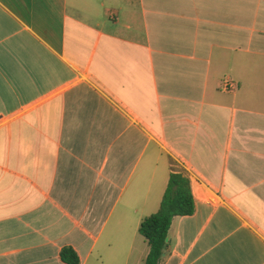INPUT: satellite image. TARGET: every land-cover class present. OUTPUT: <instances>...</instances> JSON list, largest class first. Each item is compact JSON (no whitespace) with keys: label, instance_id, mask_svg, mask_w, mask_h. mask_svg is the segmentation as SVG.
<instances>
[{"label":"crops","instance_id":"1","mask_svg":"<svg viewBox=\"0 0 264 264\" xmlns=\"http://www.w3.org/2000/svg\"><path fill=\"white\" fill-rule=\"evenodd\" d=\"M173 170L161 264H264V0H0V264H144Z\"/></svg>","mask_w":264,"mask_h":264},{"label":"trees","instance_id":"2","mask_svg":"<svg viewBox=\"0 0 264 264\" xmlns=\"http://www.w3.org/2000/svg\"><path fill=\"white\" fill-rule=\"evenodd\" d=\"M194 210L195 203L189 179L181 171L173 170L169 174L157 211L145 216L139 223L138 231L149 247L144 264H161L168 245L167 232L173 217L191 215ZM59 256L66 264H79V256L71 246H63Z\"/></svg>","mask_w":264,"mask_h":264},{"label":"built area","instance_id":"3","mask_svg":"<svg viewBox=\"0 0 264 264\" xmlns=\"http://www.w3.org/2000/svg\"><path fill=\"white\" fill-rule=\"evenodd\" d=\"M222 86H223L224 89H228V88H230V87L232 86V83L229 82L228 80H224V81L222 82ZM207 201H208L209 203H216V202H217V200H215L214 198H208Z\"/></svg>","mask_w":264,"mask_h":264},{"label":"rangeland","instance_id":"4","mask_svg":"<svg viewBox=\"0 0 264 264\" xmlns=\"http://www.w3.org/2000/svg\"><path fill=\"white\" fill-rule=\"evenodd\" d=\"M175 169L180 170L181 168H179V166H175Z\"/></svg>","mask_w":264,"mask_h":264},{"label":"water","instance_id":"5","mask_svg":"<svg viewBox=\"0 0 264 264\" xmlns=\"http://www.w3.org/2000/svg\"><path fill=\"white\" fill-rule=\"evenodd\" d=\"M166 241H168V238H166Z\"/></svg>","mask_w":264,"mask_h":264}]
</instances>
